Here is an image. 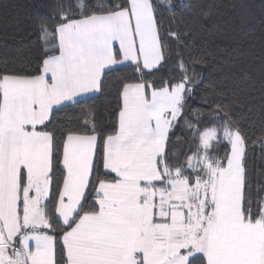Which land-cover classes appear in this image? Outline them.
I'll list each match as a JSON object with an SVG mask.
<instances>
[{"label": "snow or ice", "instance_id": "obj_1", "mask_svg": "<svg viewBox=\"0 0 264 264\" xmlns=\"http://www.w3.org/2000/svg\"><path fill=\"white\" fill-rule=\"evenodd\" d=\"M172 7L73 0L29 17L47 45L36 67L0 68V264H264V187L250 185L233 119L240 85L206 84L182 57L179 76L148 79L182 38L162 32ZM127 66L110 132L91 110L54 123ZM201 87L208 120L187 110Z\"/></svg>", "mask_w": 264, "mask_h": 264}, {"label": "trees", "instance_id": "obj_2", "mask_svg": "<svg viewBox=\"0 0 264 264\" xmlns=\"http://www.w3.org/2000/svg\"><path fill=\"white\" fill-rule=\"evenodd\" d=\"M72 2L0 0V68H35L47 45L38 26H30L29 17L48 19L55 15L58 3ZM171 4V9H161L162 32L167 35L178 31L182 38L179 42L166 41L170 49L166 52L168 62L148 79L179 76L181 73L176 68L178 58L182 57L189 73L195 67L206 84L238 83L242 92L240 102L233 107V119L248 136L245 165L250 185L253 190L264 187V146L254 143L264 135L260 130L264 120V0H171ZM133 72V67L127 66L110 73L102 92L56 112L54 123L67 121L74 113L80 115L81 110H91L99 113L100 126L110 132L115 123L111 114L118 103L117 79L131 76ZM211 100L212 96L203 87L198 88L197 95L189 100L187 110L199 109L204 113V120H208L209 112L201 105ZM185 135L187 129L181 122L173 140L176 137L183 139ZM225 151L221 146L220 154Z\"/></svg>", "mask_w": 264, "mask_h": 264}, {"label": "crops", "instance_id": "obj_3", "mask_svg": "<svg viewBox=\"0 0 264 264\" xmlns=\"http://www.w3.org/2000/svg\"><path fill=\"white\" fill-rule=\"evenodd\" d=\"M96 94H98V93H96ZM92 95H95V94H85V95L81 96L80 99H83V98H86V97H89V96H92Z\"/></svg>", "mask_w": 264, "mask_h": 264}]
</instances>
